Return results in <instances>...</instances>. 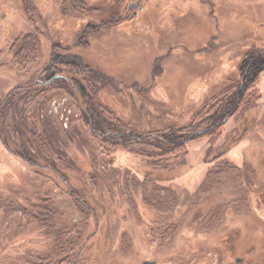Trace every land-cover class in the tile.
I'll return each mask as SVG.
<instances>
[{
    "label": "rangeland",
    "instance_id": "rangeland-1",
    "mask_svg": "<svg viewBox=\"0 0 264 264\" xmlns=\"http://www.w3.org/2000/svg\"><path fill=\"white\" fill-rule=\"evenodd\" d=\"M252 49L264 0H0V133L55 147L0 137V264H264V71L212 132L143 136L204 122Z\"/></svg>",
    "mask_w": 264,
    "mask_h": 264
},
{
    "label": "trees",
    "instance_id": "trees-1",
    "mask_svg": "<svg viewBox=\"0 0 264 264\" xmlns=\"http://www.w3.org/2000/svg\"><path fill=\"white\" fill-rule=\"evenodd\" d=\"M22 48L23 51L27 50V53L34 54L38 51V41L33 34H27L22 41ZM28 55V54H27ZM50 67H56L53 63L50 64ZM241 80L235 83L234 85H230L225 90L222 91L221 96H219L217 101L216 99L212 101H207L204 106L203 110L201 111V120L204 122L196 124L195 126L191 127L189 131H185L183 129H177L176 131H172L170 133H164L162 135H155L151 136V134L143 135L145 138L148 139H159V142L164 145L156 146L160 149V152L166 154L174 150L175 146L179 147V145L192 140L195 136L212 132L218 126L224 124L229 117H231L240 106L243 98L245 97V93L253 84L256 82L260 74L264 71V51H260L259 49H252L249 51L244 58L241 64ZM51 77V76H50ZM49 77V78H50ZM55 81V80H54ZM40 85L39 82H36L32 86L36 88V86ZM63 90H66L68 93H72L71 90L66 86H60ZM10 98V94L0 104V124L2 123V109L6 102ZM96 99V98H95ZM214 101V102H213ZM213 102V103H212ZM96 103L100 109V112H105L104 109L106 106L96 100ZM90 124V122H89ZM92 124V123H91ZM94 128V125H91ZM26 132L29 134L26 142H23V146L18 147L13 146L1 133L0 137L2 138L4 144L15 154L21 156L25 160H27L31 165H38V161L35 158V154L29 150L30 146L33 145L34 147L37 146V142H43V147H48L51 149H55L47 140V133H40L38 132V126L34 123L29 122V118L26 121ZM169 132V131H168ZM39 148V147H38ZM163 154V155H164Z\"/></svg>",
    "mask_w": 264,
    "mask_h": 264
},
{
    "label": "water",
    "instance_id": "water-1",
    "mask_svg": "<svg viewBox=\"0 0 264 264\" xmlns=\"http://www.w3.org/2000/svg\"><path fill=\"white\" fill-rule=\"evenodd\" d=\"M135 6V4L134 3H132L131 5H130V8H132V7H134Z\"/></svg>",
    "mask_w": 264,
    "mask_h": 264
}]
</instances>
